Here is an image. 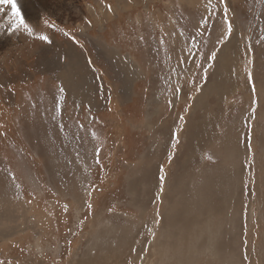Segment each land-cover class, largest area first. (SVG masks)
Masks as SVG:
<instances>
[{
	"label": "rangeland",
	"instance_id": "rangeland-1",
	"mask_svg": "<svg viewBox=\"0 0 264 264\" xmlns=\"http://www.w3.org/2000/svg\"><path fill=\"white\" fill-rule=\"evenodd\" d=\"M16 2L0 264H264V0Z\"/></svg>",
	"mask_w": 264,
	"mask_h": 264
},
{
	"label": "crops",
	"instance_id": "crops-1",
	"mask_svg": "<svg viewBox=\"0 0 264 264\" xmlns=\"http://www.w3.org/2000/svg\"><path fill=\"white\" fill-rule=\"evenodd\" d=\"M19 2L20 3H22L23 5L25 4V6L26 7H28V8H30V6H29V0H19ZM48 2V1H47ZM74 8H76V7H74ZM26 11H22V13H25ZM78 12V13H77ZM79 10L77 9V11L76 10H72V13L73 14H76V18H80L79 17ZM30 15L31 17H34L35 15H34V13H32V12H27V15ZM78 26H80L79 24H78ZM32 29V28H31ZM33 30V29H32ZM24 38V40H25V42L26 41H30L29 43H31V42H34V39L32 38V39H26L25 37H23ZM2 39V38H1ZM55 47H56V40H53L52 41V43L50 44V45H47V46H45V45H41V48L39 47V49H37V51H36V49L35 50H33V53L35 54V56H37V55H40L41 54V52H40V50H43V51H45V52H50V53H54V54H60V51H59V49L58 50H56V52H55ZM57 49V48H56ZM54 51V52H53ZM105 52L106 53H108V54H111V55H109V56H112V55H114V56H116L115 58H117L118 59V61H119V63H121L122 65H124L125 63L124 62H122L121 61V59H120V56L118 55V54H113V51L112 50H110V49H108V50H105ZM73 62V64L75 63L76 64V66L77 67H81L82 65H81V59H75L74 60V58L73 57H71L70 56V59H69V62ZM34 65V64H33ZM53 66H55V64H54V61H53ZM48 67V71L49 72H51V71H53L52 70V68L48 65L47 66ZM48 72V73H49ZM70 74H72V75H74L75 74V72L74 71H71V70H65V72H62V73H60L59 74V78L62 80V84H64V86H70L69 85V81H68V78H69V75ZM19 79H21L20 81H22L23 79L22 78H20L19 77ZM16 80H18V78H16ZM19 81V80H18ZM19 81V82H20ZM23 81H25V80H23ZM3 83H1L0 82V88H3V89H5L6 90V92H7V90H10L9 89V86H7V87H4L3 85H2ZM6 94H9V93H6ZM7 99H8V103H9V96H6L5 97V102L7 101ZM8 103H2L1 102V99H0V104L2 105V106H5V104L6 105H8ZM9 107H11V106H9ZM5 119V118H4ZM3 119V120H4ZM16 120H17V118H15ZM21 119H23V117L21 118ZM48 134L49 135H52V136H55V135H57L56 134V131H52V130H49L48 131ZM49 144H50V142H49ZM21 203H22V201L19 199V198H11V199H6V200H4L3 199V202H2V204L4 205V204H6L7 205V207H9V206H14V204H15V212H17L16 210H17V208L18 207H20L21 206Z\"/></svg>",
	"mask_w": 264,
	"mask_h": 264
},
{
	"label": "snow or ice",
	"instance_id": "snow-or-ice-1",
	"mask_svg": "<svg viewBox=\"0 0 264 264\" xmlns=\"http://www.w3.org/2000/svg\"><path fill=\"white\" fill-rule=\"evenodd\" d=\"M5 5L11 6V18H10V20L12 23L13 30L20 28V27H24L31 34L32 29L29 28V26L25 23L24 18L21 15L20 9L17 6L16 0H0V6H5ZM228 30H229V32L231 31V24L228 25ZM40 39L44 40L46 42H50V41H48L47 36H41ZM213 59H215L214 56H213ZM163 179L164 178L161 177V180H163Z\"/></svg>",
	"mask_w": 264,
	"mask_h": 264
},
{
	"label": "bare ground",
	"instance_id": "bare-ground-1",
	"mask_svg": "<svg viewBox=\"0 0 264 264\" xmlns=\"http://www.w3.org/2000/svg\"><path fill=\"white\" fill-rule=\"evenodd\" d=\"M75 5V4H74ZM74 10V9H73ZM76 11H77V9H76ZM78 13V12H77ZM76 17V16H75ZM14 253V252H13ZM110 257V256H109Z\"/></svg>",
	"mask_w": 264,
	"mask_h": 264
}]
</instances>
